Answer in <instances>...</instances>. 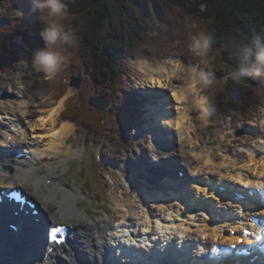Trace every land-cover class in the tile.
I'll list each match as a JSON object with an SVG mask.
<instances>
[{"label":"rangeland","instance_id":"obj_1","mask_svg":"<svg viewBox=\"0 0 264 264\" xmlns=\"http://www.w3.org/2000/svg\"><path fill=\"white\" fill-rule=\"evenodd\" d=\"M67 2H71V0H67ZM163 9H167L161 14L164 24L159 21L161 16L158 19L146 15L144 8H134L129 12L135 18L142 15L140 16L142 29L138 33L140 38L128 47L127 53L118 59H114L116 67L122 73H119L114 90L110 91V89L100 86L102 84L100 81L102 77L96 76L95 73L87 69L80 55L71 58L66 67L55 77L49 78L44 73L36 72L31 67V54L37 48L43 47L44 42L38 35L40 23L37 19L38 11L33 5V0H0V106L9 110V114L15 108L17 109H15L16 112H20L21 109L18 107L14 108V106L19 99H23L19 92V90H22L32 100V105L28 106L29 117L31 114V116L38 115L43 110L55 107L62 102V114L63 112L66 113L69 108H84L91 111L98 118L97 126H91L90 123L86 122L85 124H80L79 131L74 128L68 134V137L65 139V145L71 146V150L75 151L74 154L65 160H62L64 159L63 157L60 163H57V160L50 163L55 162V175H58L57 178L64 181L63 184H74L75 187H77L78 183H75L74 180L68 181L65 178L63 179L61 175L71 171L77 177L79 171L82 170L85 171V177H90L89 173H92L94 180L92 184L97 187H100L99 184L103 186L105 199L102 200V204L88 190H82L79 187V190L76 189L78 192L85 194L82 202L86 206L90 205L91 210L99 211L102 219L109 215L101 208L109 210L110 214H115L116 218L120 219H122L124 213H127L129 221L134 223L137 218L136 213L143 210L144 206L142 205L146 202L149 204V211L151 212L152 210L150 215L158 214L157 212L160 211L158 208L163 205L169 206V204L173 203V201H170L167 192L162 188V190L159 189L158 184H152L150 181L147 182L145 177L141 179L136 174L137 170H141L143 174H147V171L154 168L155 173L150 176V179L153 180L160 174V170L165 169L166 172L168 168L172 169L176 162L175 160V162L171 161V164L160 163V158L164 161L166 159L162 157L167 155H162L157 150L159 146L154 145L155 143L152 142L155 139L156 132L159 130L154 128L152 122L149 123L150 118L154 120L151 113L149 116L147 115L148 107H146V104L150 100L149 98L146 100L147 97L142 94V91L146 90L143 87L155 86L153 84L152 86L150 84L143 85L144 77L139 71L137 64L139 62H148L175 67V64L182 63L184 65L183 76L188 73L190 67H195L197 71L212 72L217 81L218 89H220V85L222 84L223 76L228 72L227 68L222 65L221 58L219 56L214 58L210 55V51L206 57L196 56L190 51L188 47L190 35H195L201 31L208 33L204 24L194 18L178 17L166 6H163ZM108 14L111 18L113 16L116 17L114 14H111L110 10H108ZM60 23L66 29L71 28L74 31L77 42H80L87 32L84 29L86 28V23H70L66 20H61ZM80 26H83V29H80ZM181 44H183L182 47L180 46ZM144 47H146L145 51L142 49ZM70 48L75 49L76 46L68 47L67 52L69 54L71 53ZM74 51L77 50L75 49ZM83 59L89 61L87 55ZM89 63H91V60ZM88 72L93 73V76L89 77ZM182 79L175 81L176 89L178 90L182 89L178 86L180 81L183 82ZM119 94L120 99H118ZM133 95L136 100L137 96H142V99H139L141 104H137L138 116L142 115V112L146 109L148 119L145 120L141 116L134 120L132 127L124 128L122 127V122L129 120L125 119L124 115H126V111L129 113L135 110L132 107ZM205 97H208V99L205 100ZM92 99L94 102H92ZM186 99L183 104L188 112V130L189 128L191 129V137L176 142V149L175 145H173V155L176 156L177 162L182 164V169L185 170L188 167L185 164L186 162L192 165L193 162L196 163V158H194V153H196L194 151L195 145L198 152L202 150L204 145L208 147H218L219 145L223 150L225 146V148L228 147V151L233 152L245 149L244 143L257 139L256 134L249 129L252 130L255 127L257 130L258 124L262 121L264 122V79L252 78L250 87L243 90L233 88L230 85L225 86V88L217 92L214 98L209 96L207 90H201L199 85L195 84L186 93ZM196 99L204 101L206 109L204 115L201 114V109L191 106V101L193 100L194 103ZM249 104L255 109L248 107ZM120 106H122L121 109ZM62 114L57 118L58 124H61L59 121H62L61 118L64 117ZM9 117L10 115H5L4 113L0 115V145L4 138L10 137V135L4 137V129L12 128V124L14 123L13 120L8 119ZM131 122L133 121L131 120ZM39 128L40 130L43 129L41 126ZM30 130L32 131V129ZM238 130H242L240 135H236ZM35 131L38 134L39 130ZM126 131L129 133L128 137ZM160 132L162 133V130ZM257 133L259 139H264L261 133ZM16 138L17 142H19L21 136L18 134ZM31 139L37 143L38 138L35 135L29 141ZM227 143L229 146H227ZM15 147L20 148L14 144L13 148L10 147L12 148L10 151H4L3 153L11 159L12 153L16 150ZM191 148L193 150H190ZM210 157L212 162H217L216 160H212L213 156ZM169 159H171V156ZM146 162L150 165H146ZM195 165H193V168ZM172 173H167L166 176H174L171 175ZM199 174L204 177V169H201ZM225 175V177L229 176L228 174ZM76 179L79 183L83 184V180ZM228 183H233L235 186L241 184L234 179ZM117 208L118 210H116ZM174 218L177 219V223L186 219L185 217L183 219L180 217ZM200 226L201 224L199 223L192 225L191 230L186 231V235L182 238L191 239L196 245V241L200 239L205 241L204 236L206 234L202 233L203 230H201ZM164 234L169 236L168 232L163 231L160 233L162 238ZM172 236L173 238L179 237L178 234H173ZM142 246L144 247L143 244ZM144 249L147 248L144 247ZM152 252L154 254L156 251ZM226 259L228 260L229 256Z\"/></svg>","mask_w":264,"mask_h":264},{"label":"bare ground","instance_id":"obj_2","mask_svg":"<svg viewBox=\"0 0 264 264\" xmlns=\"http://www.w3.org/2000/svg\"><path fill=\"white\" fill-rule=\"evenodd\" d=\"M137 67L143 74V85L146 86L150 84L152 86L153 84L156 87V91L163 89L166 92H158L157 104L154 108L156 116H153L154 120L150 118L152 124H154V128L159 130L157 131V135L162 139L174 138V141H176V139L179 141V139L190 138V128L188 130V112L183 104L187 100L186 93L195 85L191 82L189 71L188 73L184 71L186 74L184 73L185 75H182L184 70V65L182 63H177L175 64V67H170L166 64L139 62ZM177 79L183 80V82L180 81V84L178 85L183 90L176 89L175 81ZM155 87H143L146 89L143 92L147 93L149 91L150 94L151 90ZM19 92L23 99H19L14 108H20V112H16L17 109L15 108L16 110L12 109V113L9 114V110L0 106V115L3 113L5 115H10L8 119L14 121L12 128L4 129V137L12 135L10 142L4 138V146H14L15 144L16 146L29 149L32 152L30 158H21L17 161H15L13 157L16 152L12 154L11 159L4 156L2 157L0 154V185L8 183L21 186V184L24 183L28 185L26 187V194L33 197L40 204H36L35 208L34 206H30L29 211L23 217L24 220L21 222L23 230L20 234L19 232L12 234L7 228L5 222H11V216L5 215V222L0 221V264H143L140 262L141 260L137 259L135 256L142 258L148 256L151 257L150 262L147 260L149 264H161V261L169 264H188V259L195 254H198L202 261L204 256L200 253L203 251L213 253L214 255L217 254L218 252L207 248L209 244H211V246L214 244L219 245L222 252H224V246L228 244H236L235 241L237 237L240 236H236V232L248 223L245 219L244 225L233 226L229 224L231 222L230 220L234 217L227 214V206L232 208V206L239 204H234L235 201H233L230 194L232 190L235 191L237 188L233 187V189L229 187L227 182H231L232 179L236 180V182H241L243 188L239 190V187H241L239 186L237 191L244 194V196L252 200V202H256L258 192L252 193L251 196L249 195L250 198L247 194V190H249V188L260 190L264 186V139H259L257 133L259 132L261 133V136H264L263 121L258 124L257 130L255 127L251 130V132L256 134L257 139L244 143L246 146L245 149L230 152L228 151V147L225 148V146L223 150L219 145L218 147H208L204 145L202 150H199L198 152L195 145L194 151H196V153H194V158H196L195 161L198 165V169L196 170L195 166L193 168L195 162H193V165L186 162L185 164H187L189 169L188 167L185 168V180L181 179L180 181L175 177V170L179 167V164L175 162L174 158L173 160L171 159L175 162L174 165L177 164V167H173V170L168 168L167 173L170 174L174 171L175 178L172 179L171 177L166 176L161 179V177H159L160 174H156L157 176L155 179L157 181L150 182L152 184H158L163 188L169 186L171 190L168 195L170 201H173V203L169 204V206L163 205L158 208V210H160L157 212L158 214L150 215L152 210L150 209L151 212L149 211V204L146 202L142 205L144 206L143 210L136 213L137 218L134 226L124 230V238H117L115 236H121L123 231H118V222L122 221L120 218H116L117 216L115 214H110L109 210L101 208L107 212H105L107 215H109L102 219L99 211L89 210V207L82 202V198L85 194L77 191L80 186L77 185V187H75L74 184H63L64 181L57 178L55 175L56 167L54 164H48L46 168L39 166L41 161L39 158L41 157H47L49 158V161L57 160V163H60L75 152L71 150V146L65 145L66 137H68V134L74 129L73 124L69 121H60L61 124L57 123V118L62 114V102L55 107L43 110L38 115L31 116V114L29 117L28 106L32 105V100L27 97L24 91L19 90ZM203 102L202 99H196L194 103L192 100L191 106L201 109V114L204 115L206 109ZM125 103L124 105H126ZM116 107L118 106L116 105ZM121 107L122 106H120V109ZM149 107L147 113L148 116L151 113ZM248 107H251L250 104ZM127 112L128 111H126V114ZM39 125L43 128L42 130H40ZM27 128H31L32 131L27 130ZM161 128L167 131V134L170 133L169 130L172 128L171 136L170 134L166 136L165 132L161 133ZM35 130H39L38 134ZM175 130L178 132L179 137L177 138ZM23 132H25L26 135ZM18 134L21 136L19 142H17L16 138ZM33 135L38 138V140L36 139L37 143L41 144L38 145L36 141L32 139V141H29ZM227 146H229L228 143ZM162 149L164 150L161 152L162 155H167L162 158L169 161L170 156L168 155H172L173 148L165 149V144H162ZM190 150L193 149L191 148ZM210 156H213L212 160H216L217 162H212ZM63 157L64 159H62ZM2 166H8V168L13 171L11 172L12 175L7 176L5 174L7 172L4 168H1ZM201 169H204L205 171L204 177H201L199 174ZM162 172L165 173V169L162 171L160 170V173ZM225 174H228L229 176L225 177ZM188 176L190 178L196 177L201 182H197L198 185H196V187L195 184L191 182L192 186L188 184ZM181 184H184L185 186L183 187ZM218 185H224V188L226 189L225 192L219 194L216 190ZM160 186L159 189H161ZM81 189L85 190L82 187ZM259 195L262 198L264 197L262 193ZM103 199H105V197ZM262 202L264 203V199H262ZM38 206L40 209H37ZM34 209L38 212L36 217L40 220L42 218L44 221L45 226H43V228L46 226L55 227L63 224L69 228L70 234L66 244L53 246L52 253H48L52 245L47 246L46 239L44 238L45 234L49 236L47 230H43L40 224H31V221L34 218L32 214ZM194 209V212L189 213L190 210ZM248 209L251 208L248 207L246 210ZM116 210H118V208ZM257 212L264 213V208L259 206ZM180 214H184L186 219L179 222V224L174 225L175 222H171V219L174 217H180ZM243 214L244 216L247 215L246 212ZM126 215L127 213H124L122 218H125ZM28 217H30V219L25 221V218ZM118 219H120V221H118ZM212 221H214V223ZM197 223L201 224L200 228L203 230L202 233L206 234L204 236L206 239L204 241L205 247L199 248L196 244H192L195 251L189 253V255H182L180 251L181 247L179 248L175 242L171 245V251H163L161 249L163 246L159 245L161 242L158 241L149 243L148 245L145 243L148 239L143 237L140 243L129 241V232H134L133 230H135L136 233L141 231L145 234V232L154 231L159 234V232L162 233L163 229H165L164 232H168L169 236H166L165 234L163 235L162 240L164 243L171 240L173 234H178L179 237L176 242L179 244L181 241H185L184 239L182 240L181 233L191 230V226ZM227 228L229 231L234 230L235 233L230 234V232H228V234L225 235ZM164 243L162 245H164ZM140 244H143L145 248L151 247L152 250L156 252L153 254L152 250L149 249V253H145L144 250L140 248V252H137L138 254L135 253V256L129 258L123 256L124 260L122 257L118 256V254L123 255V248L131 253L132 248H134L133 246H138ZM29 254L31 258L35 256L37 258L36 261H31L30 257H28ZM223 254L226 256L225 253ZM233 256L234 254L232 253L229 260L224 259L222 263L245 264L244 261L231 262L230 259ZM243 260L247 262V259ZM183 261L185 263H183ZM260 262L261 260L258 261V263ZM204 264L214 263H211V259L206 258Z\"/></svg>","mask_w":264,"mask_h":264},{"label":"trees","instance_id":"obj_3","mask_svg":"<svg viewBox=\"0 0 264 264\" xmlns=\"http://www.w3.org/2000/svg\"><path fill=\"white\" fill-rule=\"evenodd\" d=\"M67 3L69 15L64 20L70 23H86L84 29L87 32L80 42H77V51L70 48L71 53L65 54L70 59L77 55L82 56L83 63L90 65L89 70L102 77L100 86L110 91L114 90L121 72L114 59L127 53L128 47L140 38L138 33L142 29V15L135 18L129 14L134 8H144V13L154 18L159 19L161 16L159 21L163 24L161 14L167 10L163 9V6L168 7L178 17L194 18L204 24L208 33L214 37L210 55L214 58L219 56L228 71L235 67V59L230 55L233 43L264 40V0H71ZM108 10L116 17L111 18ZM80 29H83V26H80ZM145 48H142L143 51ZM85 55L91 63L83 59ZM63 114L78 124L88 122L91 126L98 125V118L88 109L69 108ZM126 126L129 128V124ZM89 174L90 177H83L84 184L93 188V191L96 190L95 195L103 200V187L91 185L94 180L92 173Z\"/></svg>","mask_w":264,"mask_h":264},{"label":"clouds","instance_id":"obj_4","mask_svg":"<svg viewBox=\"0 0 264 264\" xmlns=\"http://www.w3.org/2000/svg\"><path fill=\"white\" fill-rule=\"evenodd\" d=\"M33 5L38 11V35L44 46L32 52L31 67L36 72L52 78L66 67L70 57L65 53L69 46L77 45V37L71 28L66 29L60 23L69 15L67 0H33ZM213 43V35L201 31L190 35L188 47L196 56L206 57ZM230 55L235 59V67L223 76L220 89L230 85L243 90L250 87L252 78L264 79V40L233 43ZM189 73L192 83L199 85L201 90H207L210 97L217 95L220 89L217 88V81L212 72L197 71L195 67H190ZM204 99L207 100L208 97Z\"/></svg>","mask_w":264,"mask_h":264},{"label":"snow or ice","instance_id":"obj_5","mask_svg":"<svg viewBox=\"0 0 264 264\" xmlns=\"http://www.w3.org/2000/svg\"><path fill=\"white\" fill-rule=\"evenodd\" d=\"M53 231H54V232H59L60 229H59V228H54Z\"/></svg>","mask_w":264,"mask_h":264},{"label":"water","instance_id":"obj_6","mask_svg":"<svg viewBox=\"0 0 264 264\" xmlns=\"http://www.w3.org/2000/svg\"><path fill=\"white\" fill-rule=\"evenodd\" d=\"M92 102H94V100L92 99ZM92 102H90V104H92ZM241 132H238V134H240Z\"/></svg>","mask_w":264,"mask_h":264}]
</instances>
